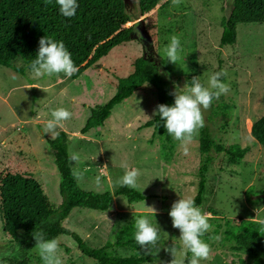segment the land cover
<instances>
[{"label":"rangeland","instance_id":"rangeland-1","mask_svg":"<svg viewBox=\"0 0 264 264\" xmlns=\"http://www.w3.org/2000/svg\"><path fill=\"white\" fill-rule=\"evenodd\" d=\"M124 1L133 18L128 26L135 27L131 41L113 48L97 68L87 69L76 80L63 73L35 78L20 60L13 66L22 72L0 66V175L19 173L34 178L57 208L62 203L60 175L47 144L51 134H44L43 129L53 110L68 109L72 117L62 122L57 133H67L68 150L78 152L84 161L80 168L88 169L79 187L114 193L121 187L116 181L124 175L125 167L137 168L141 175L136 190L150 199L129 203L114 194L107 212L74 209L62 225L80 235L88 246L99 248L113 243L125 228L135 229V218L147 216L160 227V251L154 250L144 264H170L173 257L167 249L173 242L181 249V233L172 226L169 212L181 196L194 199L196 195L201 129L186 146L187 151L172 135L174 146L166 150L157 131L145 127L155 117L156 93L139 90L117 105L103 126L84 135L80 130L91 111L113 96L117 78L127 76L141 56L156 64L174 92L177 86L178 91L186 90L183 88L186 84L190 87L194 77L207 86L210 74L226 69L228 75L223 79L230 92L203 112L205 126L225 150L247 147L249 152L236 165L229 164L222 153L209 167L201 209L212 225L207 232L212 239L205 240L212 252L211 258L200 264H259L245 251L236 250L226 232L246 221L264 220V150L250 134L252 123L264 116V24L238 25L236 43L220 46L223 20L233 0H181L179 6L162 0L143 16L136 2ZM173 35L180 38L182 48L177 64L160 56ZM225 106L231 108L226 111ZM98 175L102 180L99 188L95 184ZM58 240L63 264H98L84 256L71 237L64 235ZM0 248L8 253L2 257L4 264L20 258L19 243L3 232L1 217ZM112 251L129 256L136 250L114 247ZM25 257L29 264H43L35 247L27 250ZM179 258L185 264L186 254Z\"/></svg>","mask_w":264,"mask_h":264},{"label":"trees","instance_id":"trees-1","mask_svg":"<svg viewBox=\"0 0 264 264\" xmlns=\"http://www.w3.org/2000/svg\"><path fill=\"white\" fill-rule=\"evenodd\" d=\"M161 1L137 0L140 16L153 11ZM77 2V13L69 19L61 15L56 0H0V66L22 72L13 66L15 61L20 60L30 70V64L38 54L40 39L49 36L63 41L70 51L75 65L79 67V71L71 77L76 80L87 69L97 68L100 60L113 48L131 41L135 27L128 26L133 18L126 13L122 0ZM242 24H264V0H233L230 13L223 20L220 46L234 45L237 26ZM139 90L156 93V109L160 104H174L175 96L170 95L174 93L171 84L158 72L153 61L141 56L133 62V69L127 76L117 78L113 96L103 106L91 111L80 133L84 135L103 126L113 109ZM230 108L224 107L226 111ZM145 127H153L162 138L163 147L166 150L172 149L173 139L159 116L146 122ZM211 133L207 126L200 130L198 184L194 197L200 208L209 167L219 155L223 153L229 164L236 165L249 152L247 147L227 151L215 141ZM250 134L264 150V116L252 123ZM68 142L65 131H59L55 138L47 139L50 154L60 175L59 192L62 203L57 208L52 206L41 184L34 178L19 173L0 175V217L3 232L16 240L20 248V258L11 260L10 264H29L25 253L35 247L34 232H42L46 239H58L64 235L71 237L78 250L98 264H144L149 256L144 251L137 250L133 227L117 233L113 243L109 241L102 247L92 248L80 235L62 225L74 209L84 208L99 214L107 212L114 194L124 196L129 203L149 198L126 186L114 193L82 190L71 175ZM226 236L234 242L236 250L245 251L250 259L264 264V225L246 221L236 229L227 231ZM203 239L208 241L212 236H207L206 233ZM114 247H130L136 251L129 256H121L112 251ZM190 259L191 253L186 252L185 264H189Z\"/></svg>","mask_w":264,"mask_h":264},{"label":"clouds","instance_id":"clouds-1","mask_svg":"<svg viewBox=\"0 0 264 264\" xmlns=\"http://www.w3.org/2000/svg\"><path fill=\"white\" fill-rule=\"evenodd\" d=\"M50 2V0H48ZM59 5V11L62 16L72 18L76 15L79 8L77 0H56ZM181 0H172L173 6H179ZM39 50L35 59L30 64V71L35 78L45 75L63 73L66 77L71 78L79 71V67L75 65L70 51L67 49L63 41L54 40L52 37L45 36L39 41ZM164 54L160 55L167 61L177 64L181 59V42L178 36H171L170 42L163 50ZM227 70H220L210 74L207 86L202 84L198 77L191 80V86L187 84L184 91L177 90L170 95L175 96L172 106L160 104L154 111L153 115L159 116L164 121V128L168 134L179 141L181 147L186 146L199 134V130L205 126L203 112L208 110L214 100H218L221 95H227L230 92V85L224 82L227 77ZM52 119L48 120L43 132L51 134V138H55L58 133L57 129L63 126L64 121L72 117V112L66 108H58L51 112ZM69 161L72 163V177L77 181L78 186L84 180L87 167L81 169L80 165L84 163L78 152L69 151ZM107 168V165L104 166ZM141 173L137 168L125 167L124 175L116 181L121 187H129L138 189V179ZM95 184L99 188L102 186L101 177H95ZM181 196V195H180ZM156 215V210L149 207ZM169 216L172 218V226L180 230L179 240L181 241V249L173 245L167 249L173 259L170 264H184V260L179 258L181 253H191L189 264H200L211 258V246L203 237L212 228L209 223V216L199 206L196 205L192 197H183L174 202L171 206ZM260 223L264 225V220ZM134 239L136 243L143 249L145 255H153L154 250L159 253L157 248L160 239V227L151 222L147 216L135 218ZM36 241L35 248L38 250L43 264H63L60 254V242L57 238L46 239L42 232H34ZM219 240V237H216ZM8 253H0V264H4L2 257Z\"/></svg>","mask_w":264,"mask_h":264},{"label":"water","instance_id":"water-1","mask_svg":"<svg viewBox=\"0 0 264 264\" xmlns=\"http://www.w3.org/2000/svg\"><path fill=\"white\" fill-rule=\"evenodd\" d=\"M122 1L124 3L125 11H126L127 7H126V4H125V1L124 0H122ZM133 1L136 2V4H138L137 0H133ZM126 13H127V11H126ZM127 14H129V13H127ZM0 253H2L1 248H0Z\"/></svg>","mask_w":264,"mask_h":264}]
</instances>
